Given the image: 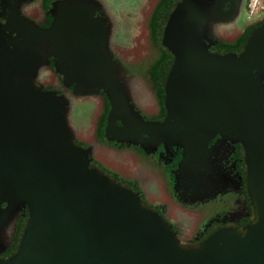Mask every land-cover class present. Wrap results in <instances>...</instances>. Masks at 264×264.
Masks as SVG:
<instances>
[{
    "label": "water",
    "instance_id": "95a60500",
    "mask_svg": "<svg viewBox=\"0 0 264 264\" xmlns=\"http://www.w3.org/2000/svg\"><path fill=\"white\" fill-rule=\"evenodd\" d=\"M85 5L67 6L47 38L75 90L108 91L113 69L103 28ZM198 15L188 2L178 5L164 30L179 63L166 85L173 121L163 129L145 123L116 96L108 130L119 141H179L195 168L207 162L214 132L244 138L258 223L242 240L230 234L210 242L212 256L180 248L156 214L87 167L72 147L65 103L16 84L33 71L39 34L13 20L0 34V195L21 203L30 218L18 258L2 264H264V86L256 72L264 66V26L243 56H213L203 46Z\"/></svg>",
    "mask_w": 264,
    "mask_h": 264
},
{
    "label": "rangeland",
    "instance_id": "374dc122",
    "mask_svg": "<svg viewBox=\"0 0 264 264\" xmlns=\"http://www.w3.org/2000/svg\"><path fill=\"white\" fill-rule=\"evenodd\" d=\"M219 1H55L50 11L52 21L48 27L43 28L22 19L23 24L31 26L39 34V38L35 42L36 62L31 75L20 78L21 81L16 80V84L26 83L34 91L47 94L55 101L61 99L66 106V122L73 133L72 147L81 155L84 154L87 167L115 188L136 198L144 210L156 214L180 248L205 256L213 255L214 248H205H208L210 242L215 243L230 237V234L242 240L247 231L259 221L260 208L256 197L253 198L250 183L251 161L247 141L237 135L214 132L208 144L207 162L195 168L187 163L181 142L156 140L145 145L132 141V137L119 141L110 135L108 123L114 108L112 98L116 96L129 115H136L145 123L163 129L165 123L173 121V118H169L166 85L171 70L179 63L176 59L178 54L164 43V30L175 8L187 2L196 8L202 26L201 37L208 39L209 48L234 44L243 28L248 26L241 24V21L245 19L249 24L264 9L261 0H248L243 15L236 17L239 20L234 22L233 31L215 28L216 33H210L220 17L222 2ZM72 3H86L103 28L102 48L113 69L111 90L78 92L65 81L57 52L50 44L47 33L56 17ZM30 13L33 15L34 11ZM240 16L244 18L240 20ZM148 24L150 28H147ZM263 26L264 19L244 35L237 53H207L213 56H243L249 38ZM154 27L158 36L152 31ZM257 69L264 86V66L263 70ZM260 116L264 120V100ZM117 124L120 125L119 122ZM223 147H229L235 154V167L229 170L226 167L230 166L221 165V160L217 159V153ZM158 151L160 153L157 156ZM234 177L240 181L238 194L232 192L227 197L229 193L223 192ZM219 194L218 198L214 197ZM204 199H208V202L195 204ZM20 204L17 202L18 212L20 208H25ZM237 207H240L241 214ZM210 216L214 219L206 222ZM17 218L15 214L2 247L14 237ZM22 223L15 248L9 252V256L0 259V264L18 258L28 225L24 227ZM210 226V231H207Z\"/></svg>",
    "mask_w": 264,
    "mask_h": 264
},
{
    "label": "flooded vegetation",
    "instance_id": "af4514ba",
    "mask_svg": "<svg viewBox=\"0 0 264 264\" xmlns=\"http://www.w3.org/2000/svg\"><path fill=\"white\" fill-rule=\"evenodd\" d=\"M55 1H58V0H0V34H2L1 32H5L6 34H8L9 32L6 29V27L12 24L14 21L20 24V23H23L22 22L23 20H27L29 21V23L32 22L33 24L42 26L43 28L48 27L52 21V16L50 15L51 14L50 11L53 9V5L55 4L54 3ZM173 1L176 2V0H173ZM261 1H262V4H264V0H261ZM221 2H222V6H221L220 17L217 20V22L212 26L210 33L211 32L216 33V29H224L226 32L233 31L234 22L239 20V18H236V17L239 16L240 14L243 15L246 9L248 0H220L219 3ZM30 11H34L33 15L32 13H30ZM240 17H241L240 20L244 18V16H240ZM263 19H264V9L262 12L259 11V13L256 15V19L250 22L249 24L247 21H245V19L242 20L241 24L245 23L248 26H245L243 28L241 35L236 39L234 44L226 45V46H210L209 52L212 54H218V55H224L226 53H237L238 46L240 45L244 35L248 31H250L251 28H253L254 26L261 24ZM105 26L107 25L105 24ZM147 28H150L149 24L147 25ZM152 31L155 32V34L158 36V32L155 27H154V30L152 29ZM152 37L153 36H151V38ZM208 38H210L209 33H208ZM156 117L157 115L154 117V119ZM159 153L160 151H158L156 155L158 156ZM217 155H218L217 159L221 160V163H222L221 165L230 166V167H226L228 168V170L229 168L235 167V158H234L235 154L229 147H223L222 149L218 151ZM168 181H169V178H168ZM239 183L240 181L236 177H234L233 179H231V181H229L228 188L223 193H226V192L229 193L227 197L228 196L230 197L232 192H234V194L235 193L238 194V189L240 188ZM219 196L220 194L214 197L218 198ZM6 199L7 198L5 196L0 195V259L6 258L7 255L8 256L10 255L9 252L15 248L16 239L19 234V227L21 228V226L23 225L22 222H24V227H25L28 224V220L30 218L29 211L27 208H24V209L20 208V211L18 212L17 204L15 205L12 204L13 203L12 200L10 203H8ZM208 199H211V198H208ZM208 199L195 202V204L197 205L198 203H201V202L203 203L208 202ZM209 201L212 202V200H209ZM226 201H229V200L226 199ZM154 207H158V206H154ZM161 209L162 211L164 210L163 208ZM205 209H206V206H205ZM221 209L225 210L222 207ZM237 209H238V213L241 214L240 207H237ZM15 214L18 216V218L15 224L14 237L10 240V242H8V244H5L2 247V245L4 244V241L6 240L7 235L9 234L10 227L12 225V220ZM219 215H220V212H219ZM212 219H214V217L210 216L208 217V220L207 221L205 220V221L206 222L212 221ZM212 223H216V222H212ZM231 224H235V223H231ZM210 228L211 226L208 228L207 231H210Z\"/></svg>",
    "mask_w": 264,
    "mask_h": 264
},
{
    "label": "crops",
    "instance_id": "0c3cea01",
    "mask_svg": "<svg viewBox=\"0 0 264 264\" xmlns=\"http://www.w3.org/2000/svg\"><path fill=\"white\" fill-rule=\"evenodd\" d=\"M202 43H203V46L205 47V49L208 52L209 51L208 39L206 37H204L203 40H202Z\"/></svg>",
    "mask_w": 264,
    "mask_h": 264
}]
</instances>
